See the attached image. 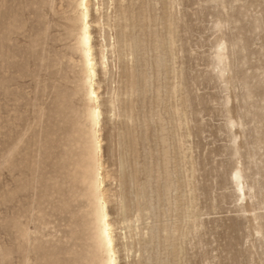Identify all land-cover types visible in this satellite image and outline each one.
Instances as JSON below:
<instances>
[{
  "label": "rangeland",
  "instance_id": "1",
  "mask_svg": "<svg viewBox=\"0 0 264 264\" xmlns=\"http://www.w3.org/2000/svg\"><path fill=\"white\" fill-rule=\"evenodd\" d=\"M76 3L0 0V264L101 260ZM107 14L91 35L96 57L115 41L95 80L116 264H264V0H114Z\"/></svg>",
  "mask_w": 264,
  "mask_h": 264
},
{
  "label": "bare ground",
  "instance_id": "2",
  "mask_svg": "<svg viewBox=\"0 0 264 264\" xmlns=\"http://www.w3.org/2000/svg\"><path fill=\"white\" fill-rule=\"evenodd\" d=\"M113 1L114 0H84V3L87 7V20L86 21L84 19V11L81 8V0H77V3L75 5L76 6L75 8L77 9V14H78L77 20H76L77 25H78L76 42H77V49L80 53L81 62H82V67H81L82 86L85 90V96H86L85 98L87 99V102H88V109L86 112V117H87L86 119L88 122V130H87L88 143H87V147L85 151L86 154L82 162L84 165V167H82V171L85 177V179L82 181L87 180V190H88V195L91 201V215L93 218V224L95 228L94 237H95L96 246L98 248L97 250H99V252L101 253V260L99 264H108V261H109V257L106 255V252L101 251V248H100V227H101L100 220H102L104 217H106L105 222L108 225L109 235L112 240V252H113L112 259L114 261V264H116V254H115L116 252L114 250L115 229L113 228V225L111 224V222L108 220V215L105 209V197H104V189H103L104 177L100 173L102 164L100 163L99 153H100L101 148H100V143H99L97 134L99 131L98 127H99V119L101 116V112L99 110V105H98V98H99L97 94V90L99 89V87L97 86L98 81H96L95 78L97 77V71H100V73L103 76H106L109 74L108 59H109V54L114 49L115 41L113 39V41L110 42V40L108 39V36L104 34L102 36V41L100 42V44H98L99 48H98L97 57H96L94 54V46L92 44L93 37L91 35V28L96 27L98 29H103L104 26L107 25L104 21H106V19L109 17V15L107 14V10L113 4ZM91 7H93V13L95 15V18L93 19L90 17ZM85 25L87 26V35L89 36L87 48L84 47L83 42H82ZM130 45L131 44H129V46ZM223 50L220 49V51L217 52L216 54L217 59L219 61H221L224 58V56L226 57V55H224L225 50L224 51ZM86 52H87V55L85 54ZM89 63H90V66H89ZM92 93H95V95L94 96L91 95ZM241 173L239 170L234 171L232 180L236 186L235 190H236L237 197L244 199L246 196V193L244 191V182H243ZM83 183L84 182H82V185ZM247 193L249 194V190Z\"/></svg>",
  "mask_w": 264,
  "mask_h": 264
},
{
  "label": "snow or ice",
  "instance_id": "3",
  "mask_svg": "<svg viewBox=\"0 0 264 264\" xmlns=\"http://www.w3.org/2000/svg\"><path fill=\"white\" fill-rule=\"evenodd\" d=\"M81 8L84 11V19L87 20V7L84 3V0H81ZM89 36L87 35V26L85 25L84 28V35L82 37V42L85 48H87L88 45ZM87 55V52L85 53ZM90 66V63H89ZM91 95H95V93H92ZM106 221V217H104L102 220H100V248L101 251L106 252V255L109 257L108 264H114V261L112 259L113 252H112V240L109 235V228Z\"/></svg>",
  "mask_w": 264,
  "mask_h": 264
}]
</instances>
